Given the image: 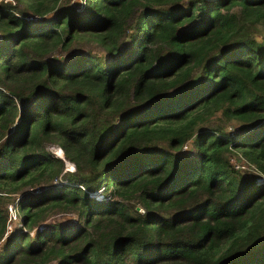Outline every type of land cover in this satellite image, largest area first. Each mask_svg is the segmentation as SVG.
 <instances>
[{
    "label": "trees",
    "instance_id": "obj_1",
    "mask_svg": "<svg viewBox=\"0 0 264 264\" xmlns=\"http://www.w3.org/2000/svg\"><path fill=\"white\" fill-rule=\"evenodd\" d=\"M79 1L0 0V264H264V0Z\"/></svg>",
    "mask_w": 264,
    "mask_h": 264
},
{
    "label": "rangeland",
    "instance_id": "obj_2",
    "mask_svg": "<svg viewBox=\"0 0 264 264\" xmlns=\"http://www.w3.org/2000/svg\"><path fill=\"white\" fill-rule=\"evenodd\" d=\"M81 46H88V45H82L81 44ZM79 47H80V45H76V46H74L73 50H77ZM94 51H97V53H100L96 48H94ZM57 53L59 54V52H57ZM50 150L56 156H58L60 158L61 157L63 158V154L62 155L58 154V151H57L58 149L57 148L52 147V148H50ZM64 162H65L64 171L72 172V171L75 170V167H74V165L71 162H69V161H67L65 159H64ZM233 163H236V164L242 166V169H245V170H252V168H253L252 166H249L243 160H239V158L237 156H233ZM8 195L14 198V200H11L10 202L7 203V215H8V218H7V232L10 233L13 230L17 229L21 225V218H20V214H19V211H18L19 210V204L18 203H19V199H20L19 196L20 195H18V193L17 194H8ZM67 217H73V216H67ZM12 234H10V235H12ZM51 264H55V263H51Z\"/></svg>",
    "mask_w": 264,
    "mask_h": 264
},
{
    "label": "built area",
    "instance_id": "obj_3",
    "mask_svg": "<svg viewBox=\"0 0 264 264\" xmlns=\"http://www.w3.org/2000/svg\"><path fill=\"white\" fill-rule=\"evenodd\" d=\"M231 162L233 163V159H231ZM234 165H235V168H237V169H242V166H240V165H238V164H236V163H233Z\"/></svg>",
    "mask_w": 264,
    "mask_h": 264
},
{
    "label": "bare ground",
    "instance_id": "obj_4",
    "mask_svg": "<svg viewBox=\"0 0 264 264\" xmlns=\"http://www.w3.org/2000/svg\"><path fill=\"white\" fill-rule=\"evenodd\" d=\"M60 150V149H59ZM61 151V150H60Z\"/></svg>",
    "mask_w": 264,
    "mask_h": 264
},
{
    "label": "water",
    "instance_id": "obj_5",
    "mask_svg": "<svg viewBox=\"0 0 264 264\" xmlns=\"http://www.w3.org/2000/svg\"><path fill=\"white\" fill-rule=\"evenodd\" d=\"M62 152V151H61ZM62 158V157H61Z\"/></svg>",
    "mask_w": 264,
    "mask_h": 264
}]
</instances>
